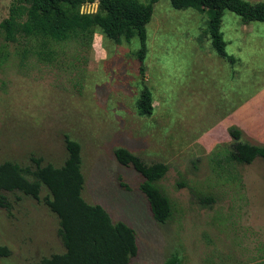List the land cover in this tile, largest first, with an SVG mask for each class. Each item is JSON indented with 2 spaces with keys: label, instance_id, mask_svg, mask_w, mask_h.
<instances>
[{
  "label": "rangeland",
  "instance_id": "obj_1",
  "mask_svg": "<svg viewBox=\"0 0 264 264\" xmlns=\"http://www.w3.org/2000/svg\"><path fill=\"white\" fill-rule=\"evenodd\" d=\"M12 2L0 0V23ZM80 12L101 10L95 1ZM207 25L206 11L158 1L146 25L144 77L137 37L116 41L92 27L84 39L51 43V60L31 52L21 64L22 44L5 42L0 30V164L34 169L40 159L61 167L65 137L76 142L83 199L135 232L138 252L129 264H264V160L223 163L230 126L245 142L264 145V23L224 12L221 33L235 63L217 56ZM142 79L150 117L136 110ZM117 148L167 166L156 183L171 206L165 223L154 220L139 190L143 178L116 161ZM0 195L11 205L0 207V245L10 250L0 264L64 252L45 187L38 199Z\"/></svg>",
  "mask_w": 264,
  "mask_h": 264
},
{
  "label": "trees",
  "instance_id": "obj_2",
  "mask_svg": "<svg viewBox=\"0 0 264 264\" xmlns=\"http://www.w3.org/2000/svg\"><path fill=\"white\" fill-rule=\"evenodd\" d=\"M98 1L101 12L84 14L82 6ZM160 0H13L8 17L0 23L3 40L22 44L21 64L31 52L42 61L52 59L51 43H67L84 39L92 27H98L110 39L130 41L137 37L140 43L136 52L140 63L139 73L144 77L143 63L146 51V25L151 21L154 5ZM175 10L194 9L208 14L207 34L210 45L218 57L233 63L226 54V43L221 33L222 17L229 11L244 23H264V2L249 3L245 0H167ZM141 91L136 110L141 117L153 114L152 95L141 80ZM231 149L224 162L251 164L255 159L264 160V145H253L243 140V132L236 126L228 128ZM66 159L61 167L42 166L34 160L35 168L21 167L6 161L0 164V191L19 192L38 199L41 187L48 196L45 204L59 225L64 252L52 254L32 264H129L138 252L135 232L122 222L113 223L109 214L99 205H90L82 197L84 178L80 170L79 145L65 137ZM116 161L132 167L143 181L139 190L145 196L149 210L158 223H165L171 213L167 196L156 186L167 173L162 163L146 165L139 157L124 148L114 151ZM0 207L10 209L8 199L0 195ZM10 256V250L0 245V259ZM167 264H178L177 259Z\"/></svg>",
  "mask_w": 264,
  "mask_h": 264
},
{
  "label": "crops",
  "instance_id": "obj_3",
  "mask_svg": "<svg viewBox=\"0 0 264 264\" xmlns=\"http://www.w3.org/2000/svg\"><path fill=\"white\" fill-rule=\"evenodd\" d=\"M235 63V62H234ZM262 92H264V90L262 91ZM262 94V93H261Z\"/></svg>",
  "mask_w": 264,
  "mask_h": 264
}]
</instances>
